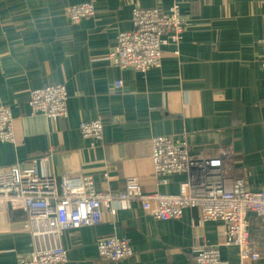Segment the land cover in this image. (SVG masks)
<instances>
[{
    "label": "crops",
    "instance_id": "crops-1",
    "mask_svg": "<svg viewBox=\"0 0 264 264\" xmlns=\"http://www.w3.org/2000/svg\"><path fill=\"white\" fill-rule=\"evenodd\" d=\"M148 0H0V105L12 108L15 140L0 144V169L30 166L47 156L43 174L70 180L91 175L101 190L118 193L133 175L155 189L151 139L171 137L190 156L220 158L246 189L264 187V0H184L186 29L162 52L161 66L145 73L119 70L105 57L118 33L132 28L131 9ZM90 3L94 16L73 24L68 9ZM68 94L64 120L31 116L29 94L46 85ZM158 106L161 112L151 111ZM104 123L102 143L88 148L81 122ZM185 175L160 192L177 194ZM22 210L0 220V264H17L33 241ZM223 226L200 224L199 211L158 222L133 202L100 226L67 231L60 245L67 264H108L96 243L127 237L133 255L109 264H194L198 246L219 245L237 264V250L222 245ZM264 264V262L257 263Z\"/></svg>",
    "mask_w": 264,
    "mask_h": 264
},
{
    "label": "built area",
    "instance_id": "built-area-1",
    "mask_svg": "<svg viewBox=\"0 0 264 264\" xmlns=\"http://www.w3.org/2000/svg\"><path fill=\"white\" fill-rule=\"evenodd\" d=\"M184 0H148L146 5L131 9L132 28L115 38V45L105 57L119 70L145 73L161 66L163 50L171 46L178 55L186 24L182 16ZM68 18L78 24L94 16L90 3L68 9ZM264 68V38L259 41ZM67 90L59 84L36 88L29 94L31 116L46 120H64L68 115ZM151 111L161 112L158 106ZM12 108L0 105V144L13 143L15 132ZM104 123L100 119L81 122L78 133L88 148L102 143ZM152 175L155 189L147 192L137 176L129 175L118 193L98 188L93 176L76 179L52 177L43 174L47 156L33 159L30 166H9L0 169V220L20 212L25 213L26 227L33 246L30 252L18 258L17 264H67V253L60 245L63 234L77 228L100 226L104 215L115 218L136 202L140 210L154 220L172 221L184 217L195 208L200 224L223 226V246L237 250V264L264 262V187L245 188L233 168L220 158L190 156L187 145L171 137L151 139ZM185 175L177 194L160 192L170 178ZM98 259L116 263L133 255L129 239L116 235L99 239L96 243ZM219 245L198 246L191 252L194 264H227Z\"/></svg>",
    "mask_w": 264,
    "mask_h": 264
}]
</instances>
